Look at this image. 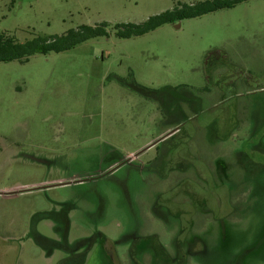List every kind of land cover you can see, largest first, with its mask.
Listing matches in <instances>:
<instances>
[{"label": "rangeland", "instance_id": "374dc122", "mask_svg": "<svg viewBox=\"0 0 264 264\" xmlns=\"http://www.w3.org/2000/svg\"><path fill=\"white\" fill-rule=\"evenodd\" d=\"M205 1L0 0V34L20 42L107 32L0 62V264H81L63 247L87 238L84 264H264V0L114 29Z\"/></svg>", "mask_w": 264, "mask_h": 264}, {"label": "trees", "instance_id": "16d2710c", "mask_svg": "<svg viewBox=\"0 0 264 264\" xmlns=\"http://www.w3.org/2000/svg\"><path fill=\"white\" fill-rule=\"evenodd\" d=\"M248 1L251 0H208L198 4L184 5L182 8L169 10L151 17L145 23L139 25L117 24L114 29L117 30L116 35L119 38L128 39L145 35L165 24L200 17L223 9H230ZM107 26V24H103V27ZM81 29L77 32L70 31L63 36L36 37L25 42H20L11 36L0 34V62H28L36 54L61 53L72 49L89 38L107 34L102 27L93 28L85 26Z\"/></svg>", "mask_w": 264, "mask_h": 264}, {"label": "flooded vegetation", "instance_id": "af4514ba", "mask_svg": "<svg viewBox=\"0 0 264 264\" xmlns=\"http://www.w3.org/2000/svg\"><path fill=\"white\" fill-rule=\"evenodd\" d=\"M193 103H195V104H197L196 102H193ZM202 107H204V105H202ZM205 110V108L203 109V110H201L202 112ZM200 111V112H201ZM199 117V114H198V112L196 113V112H193L192 114L190 113L189 115H187L186 116V118H185V122L186 123H188V122H192V121H194V120H197V118ZM184 121H181V120H176V121H174L173 123H171V125H169V126H167V127H165V128H163V130H162V132L157 136V138L155 139V140H153V142L150 144V145H148L146 148H144V149H141V150H138V151H136L135 152V156H133V157H135V158H139V157H141L142 155H144V154H146L147 152H149L150 150H152V149H159L160 148V146L161 145H163V144H165L169 139H171V138H173V136H175L177 133H180V132H182V128H183V122ZM212 123L214 122L213 120L211 121ZM219 125V124H218ZM214 126H216V125H214ZM133 157H131V158H129L128 160L126 159V158H122L120 161H119V163L118 162H116V163H118V164H120L119 165V167H122V166H124V165H127V164H129V163H131V162H133L134 160H133ZM221 165H222V168L224 167V164L221 162ZM114 167V164H112L110 167ZM112 167V168H113ZM111 168V169H112ZM184 174H186L185 173V171H184ZM232 206H236L235 204L234 205H232ZM161 207V206H160ZM203 207V206H202ZM168 212H170V211H168ZM232 214H235V208H232V212L230 213V214H228V216H226V217H223V219H219L218 220V222H219V224L221 225V227H222V229H223V231H222V233L224 234L223 235V243H225V240L227 239V238H229V233H227V229H226V226H225V221H226V218L227 217H230ZM163 217H165L164 215H162ZM165 219V218H164ZM99 234V233H98ZM264 236V235H263ZM99 237H102V239H103V234H99ZM98 237V238H99ZM94 241V238H87V239H85V240H82V241H80L79 242V244L76 246V248L75 249H72L70 246H67V247H63V248H66V249H68V250H74L73 251V253H75V251L77 252L78 250H80V253H77L83 260H82V263L81 264H84L85 262H86V258L88 257V254H89V252H90V250L93 248L92 247V245L90 244V246L88 245V243L87 242H93ZM262 241H264V237L262 238ZM258 243V242H257ZM84 244V245H83ZM87 244V245H86ZM81 246H83V248L81 247ZM262 246H257V247H255L253 250H257V249H260ZM71 248V249H70ZM193 247H192V245L190 246V249L188 250L189 251V253H192V254H196L195 253V251H196V249H192ZM250 250H252V249H250ZM83 253H82V252ZM154 253H157L156 252V250L154 251ZM246 253V252H245ZM251 253V252H250ZM76 254V253H75ZM74 254V255H75ZM247 254H249L248 252H247ZM247 254H244L243 255V257H241V258H237V260H236V262H235V264L237 263V264H241V263H243V261H244V259H245V257H246V255ZM73 255V256H74ZM160 255H162V253H160ZM185 255V254H184ZM183 258V256H177L176 257V260H177V262L179 261V262H181V260H183L182 259Z\"/></svg>", "mask_w": 264, "mask_h": 264}]
</instances>
